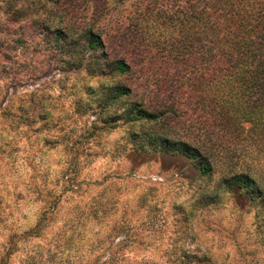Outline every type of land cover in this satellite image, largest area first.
<instances>
[{"label": "rangeland", "instance_id": "374dc122", "mask_svg": "<svg viewBox=\"0 0 264 264\" xmlns=\"http://www.w3.org/2000/svg\"><path fill=\"white\" fill-rule=\"evenodd\" d=\"M139 2L59 0L107 35L135 31ZM37 40L0 53V264H264V195L154 151V131L123 120L129 96L103 106L120 76Z\"/></svg>", "mask_w": 264, "mask_h": 264}, {"label": "trees", "instance_id": "16d2710c", "mask_svg": "<svg viewBox=\"0 0 264 264\" xmlns=\"http://www.w3.org/2000/svg\"><path fill=\"white\" fill-rule=\"evenodd\" d=\"M27 1L0 4L10 36L0 53L38 37L66 66L120 76L103 106L129 96L123 120L152 129L154 151L187 158L200 176L220 173L230 191L264 195V0H139L135 31L111 35L59 0Z\"/></svg>", "mask_w": 264, "mask_h": 264}]
</instances>
